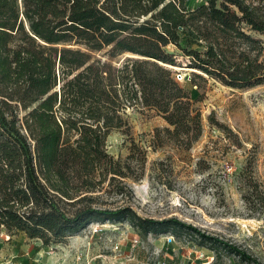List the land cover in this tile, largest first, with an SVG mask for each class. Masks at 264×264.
I'll return each instance as SVG.
<instances>
[{"label": "trees", "instance_id": "trees-1", "mask_svg": "<svg viewBox=\"0 0 264 264\" xmlns=\"http://www.w3.org/2000/svg\"><path fill=\"white\" fill-rule=\"evenodd\" d=\"M260 37L264 0H0V228L45 247L94 223L128 220L146 235L184 230L130 207H102L97 193L108 185L123 195L147 160L135 144L126 161L115 160L107 139L114 130L130 135L127 111L140 106L169 125L156 130L153 147L190 149L203 118L176 75L190 70L192 88L206 78L263 85ZM244 201L264 214L253 178ZM198 235L211 250L258 264Z\"/></svg>", "mask_w": 264, "mask_h": 264}, {"label": "rangeland", "instance_id": "rangeland-1", "mask_svg": "<svg viewBox=\"0 0 264 264\" xmlns=\"http://www.w3.org/2000/svg\"><path fill=\"white\" fill-rule=\"evenodd\" d=\"M170 51L177 52L173 46ZM180 71L181 84L191 89L202 113L200 139L190 149L174 143L153 147L156 130L169 125L155 110L128 109L130 135L112 131L107 151L126 161L134 144L141 147L147 158L143 175L126 180L123 195L108 185L97 195L105 209L130 207L143 219L175 220L184 230L146 235L128 220L94 223L45 247L0 228V264H250L222 248H207L211 244L198 233L264 264V214L244 201L252 178L264 191V84L235 89L206 78L192 88L190 70ZM134 165L142 174L139 163Z\"/></svg>", "mask_w": 264, "mask_h": 264}, {"label": "built area", "instance_id": "built-area-1", "mask_svg": "<svg viewBox=\"0 0 264 264\" xmlns=\"http://www.w3.org/2000/svg\"><path fill=\"white\" fill-rule=\"evenodd\" d=\"M176 80H177L178 82H182V81L184 80V77H183L182 75H180V74H177V75H176Z\"/></svg>", "mask_w": 264, "mask_h": 264}]
</instances>
